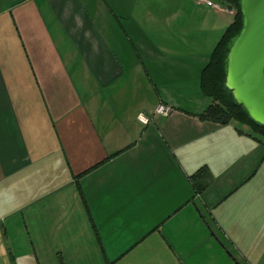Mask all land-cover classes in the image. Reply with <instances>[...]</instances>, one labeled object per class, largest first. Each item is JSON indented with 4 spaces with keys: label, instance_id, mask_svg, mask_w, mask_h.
I'll list each match as a JSON object with an SVG mask.
<instances>
[{
    "label": "crops",
    "instance_id": "1",
    "mask_svg": "<svg viewBox=\"0 0 264 264\" xmlns=\"http://www.w3.org/2000/svg\"><path fill=\"white\" fill-rule=\"evenodd\" d=\"M231 20L201 0H0L9 250L32 247V230L60 227L69 211L78 227L81 190L103 245L129 220L184 210L193 226L175 235L200 239L186 264H264V138L198 116L209 104L201 70ZM200 169L210 181L197 194ZM58 170L62 182L47 191ZM171 240L161 245L168 260Z\"/></svg>",
    "mask_w": 264,
    "mask_h": 264
},
{
    "label": "rangeland",
    "instance_id": "2",
    "mask_svg": "<svg viewBox=\"0 0 264 264\" xmlns=\"http://www.w3.org/2000/svg\"><path fill=\"white\" fill-rule=\"evenodd\" d=\"M48 174L47 191L53 186H58L63 179L59 170L50 171ZM256 181H264V169L257 173ZM66 193L65 196L70 201V194ZM78 195L81 200L80 211L82 208L85 211L73 215L74 221H78V227L70 229L72 213L69 211L66 219L61 221L65 228L59 223L60 221H57L60 227L50 229L46 227L43 231L44 235L32 230L27 238L28 241L33 242L30 248L26 246V249L19 250L20 247L15 245L12 248L15 251L9 250L10 248L6 247L7 239L0 221V264H186L182 255L200 242L199 236L194 235L189 237L191 244L185 245L183 240L186 237L175 235V230L193 226L183 210L181 214L175 215L172 213L163 215L157 212L146 214L145 218L140 219L136 224L129 220L127 226L126 223L123 227L113 230L109 245L105 242L103 245L95 222L88 214L86 198L81 190ZM192 206L194 207V204ZM68 207L71 210L72 205ZM206 221L212 227V221L209 219ZM167 233L171 235L166 236ZM14 236L20 235L14 232ZM168 237L175 246V250L173 247L170 248L173 257L169 260L167 252L162 250L161 246L166 243ZM153 257L158 263L152 261Z\"/></svg>",
    "mask_w": 264,
    "mask_h": 264
},
{
    "label": "water",
    "instance_id": "3",
    "mask_svg": "<svg viewBox=\"0 0 264 264\" xmlns=\"http://www.w3.org/2000/svg\"><path fill=\"white\" fill-rule=\"evenodd\" d=\"M242 29L226 57L225 87L249 118L264 125V0H240Z\"/></svg>",
    "mask_w": 264,
    "mask_h": 264
},
{
    "label": "trees",
    "instance_id": "4",
    "mask_svg": "<svg viewBox=\"0 0 264 264\" xmlns=\"http://www.w3.org/2000/svg\"><path fill=\"white\" fill-rule=\"evenodd\" d=\"M215 2L233 10L232 20L212 50L208 62L201 70L199 87L209 99L208 106L198 114L202 120L219 124H234L237 131L253 135L263 141L264 125L252 121L241 105L237 104L230 90L225 87L226 57L228 51L242 29L240 0H217ZM194 193H201L210 181L209 173L200 169L191 176Z\"/></svg>",
    "mask_w": 264,
    "mask_h": 264
},
{
    "label": "built area",
    "instance_id": "5",
    "mask_svg": "<svg viewBox=\"0 0 264 264\" xmlns=\"http://www.w3.org/2000/svg\"><path fill=\"white\" fill-rule=\"evenodd\" d=\"M203 3H205L209 8L218 11V12H224V13H228V14H233V10L232 9H228L227 7L221 5L218 2H215L213 0H201ZM171 111V108L169 106L160 104L156 110L155 113L162 115V116H167ZM138 119L140 122H142L143 124H146L148 122V119L143 115V114H139L138 115Z\"/></svg>",
    "mask_w": 264,
    "mask_h": 264
}]
</instances>
